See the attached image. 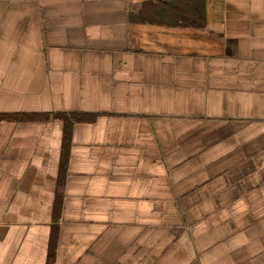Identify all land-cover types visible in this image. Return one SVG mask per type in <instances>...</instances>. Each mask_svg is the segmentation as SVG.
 <instances>
[{
  "label": "crops",
  "instance_id": "obj_1",
  "mask_svg": "<svg viewBox=\"0 0 264 264\" xmlns=\"http://www.w3.org/2000/svg\"><path fill=\"white\" fill-rule=\"evenodd\" d=\"M202 27L176 25L175 11ZM0 264H264V0H0ZM72 120V119H71Z\"/></svg>",
  "mask_w": 264,
  "mask_h": 264
},
{
  "label": "trees",
  "instance_id": "obj_2",
  "mask_svg": "<svg viewBox=\"0 0 264 264\" xmlns=\"http://www.w3.org/2000/svg\"><path fill=\"white\" fill-rule=\"evenodd\" d=\"M176 16V25L178 26H192V27H202L204 25L203 20V11L198 12L197 17H190L182 15L181 11L177 10L174 12ZM53 116L55 119H62L65 122V131H64V143H63V151H62V159L60 163V170H59V178H58V190L64 186L65 176H66V169L68 163V156H69V146L71 140V132L73 121H82L85 120H93L94 116H80L78 114H71L70 117L65 115H50V114H14V115H5L0 114V121L4 119H8L10 117L18 119L20 121H36V120H48ZM72 119V120H71ZM61 203H62V195L58 192L55 209H54V225L52 226V233L50 236L49 241V253H48V261L47 264H55V255H56V248L58 244L59 238V230L57 222L60 218L61 212Z\"/></svg>",
  "mask_w": 264,
  "mask_h": 264
}]
</instances>
